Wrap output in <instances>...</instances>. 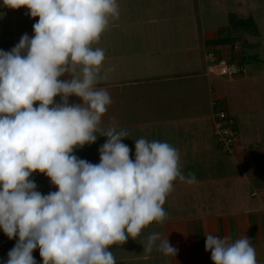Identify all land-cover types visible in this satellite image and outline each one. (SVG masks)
Instances as JSON below:
<instances>
[{"label":"clouds","instance_id":"1","mask_svg":"<svg viewBox=\"0 0 264 264\" xmlns=\"http://www.w3.org/2000/svg\"><path fill=\"white\" fill-rule=\"evenodd\" d=\"M28 9L33 35L0 50V230L15 246L5 264H116L111 250L136 240L167 218L164 204L174 182L198 183L181 170L180 152L166 141L135 140L134 159L123 143L129 132L102 117L110 93L97 87L105 51L98 44L118 0H3ZM79 103H70V97ZM59 97V102L56 98ZM107 137L100 162L74 152ZM46 175L58 190L47 195L30 179ZM213 264H258L246 236L205 235ZM18 238V239H17ZM175 257L177 249L157 232L143 252Z\"/></svg>","mask_w":264,"mask_h":264},{"label":"crops","instance_id":"2","mask_svg":"<svg viewBox=\"0 0 264 264\" xmlns=\"http://www.w3.org/2000/svg\"><path fill=\"white\" fill-rule=\"evenodd\" d=\"M142 2L118 0L119 18L110 21L94 45L105 51L97 87L106 89L112 99L101 126L106 130L115 123L118 130L129 132L122 142L131 149L133 159L139 138L170 143L180 152L182 172L195 173L198 183L188 185L177 179L163 206L166 220L152 223L136 240L114 245L116 264H213L211 253L205 251L209 233L228 237L230 242L246 235L258 264H264V120L257 118L258 109L246 119L241 115L249 111L232 108L228 113L236 118L238 129L240 126V142L233 155L220 148L213 131L221 96L206 61L207 50L223 56L217 48H229L227 58L244 65L246 51H258L263 44L248 38L244 50L239 48L233 33L231 37L220 35V21L212 20L206 26L203 8L194 15L184 10L163 15L158 8L141 9ZM250 15L253 19L252 12ZM37 20L28 15V9H9L0 0V50L10 51L24 34L31 37ZM231 28L230 22L228 31ZM245 72L243 67L242 76L236 79L244 87L237 94L252 103L249 98L256 89L247 92L243 83L259 79ZM235 89L223 92L232 105ZM79 102L70 97V103ZM244 129L252 134L244 136ZM106 140L99 136L74 154L98 164L99 149ZM30 179L44 195L58 190L44 174L35 172ZM153 232L161 239L168 237L178 250L175 257L155 249L150 254L143 252V244Z\"/></svg>","mask_w":264,"mask_h":264},{"label":"rangeland","instance_id":"3","mask_svg":"<svg viewBox=\"0 0 264 264\" xmlns=\"http://www.w3.org/2000/svg\"><path fill=\"white\" fill-rule=\"evenodd\" d=\"M121 1V0H119ZM133 1V0H130ZM143 2L139 5L141 9L148 8H158L157 11L164 13H182L183 10L185 13L190 12L191 15H194L195 10L199 7L203 8V12H205V24L207 27L210 26L211 21L217 19V22L220 24V35L225 37L232 35L233 38L239 40L237 42L239 48L242 43L241 40L243 38L246 39H259L262 42V47L259 48L258 51H246V59L244 60V70H246V75L253 76L254 78L257 76L259 80H247L243 84L247 86V92L252 89H256V94L254 97L249 98L252 100V103L246 101V99L239 96V88L243 90L244 87L237 85V78L241 75L234 77L229 81L223 76H213L212 79L215 82L217 88L216 91H220V107L226 108V110L230 113L233 109H239L244 111H249L248 113L242 114V118H251L252 115L250 112L258 109V116L264 120V0H142ZM239 3V4H238ZM135 6V5H134ZM138 6V5H137ZM166 11V12H165ZM251 12L253 13V21L251 19L244 20L250 18ZM198 14V13H197ZM200 16V15H199ZM203 18V17H202ZM243 21V22H242ZM230 22L232 23V28L228 31V26L230 27ZM257 23V24H256ZM228 25V26H227ZM226 36V37H227ZM236 36V37H235ZM236 47V46H235ZM223 52L224 57H230L229 48H217ZM208 52V50H207ZM222 55V54H221ZM257 74V75H256ZM252 78V77H250ZM234 80V81H233ZM231 87H235L236 93H232L235 97L232 99L233 106L229 99L225 96L223 98V92L227 88V90L231 89ZM226 94V92H225ZM250 97L249 94H247ZM248 102V103H247ZM219 107V106H218ZM232 112V111H231ZM238 126V124H237ZM247 128V125H246ZM240 129V126H239ZM214 132V131H213ZM248 132V133H247ZM215 133V132H214ZM252 134V130L244 129V136ZM241 134V131H240ZM215 137V135H214ZM41 188L38 189V191ZM44 194L43 191H39ZM2 238V239H1ZM18 239V238H17ZM16 239H9L2 230H0V264H5V261L8 258V252L15 246ZM33 256L36 260V264H43L42 259L39 254V249H36L33 252Z\"/></svg>","mask_w":264,"mask_h":264},{"label":"built area","instance_id":"4","mask_svg":"<svg viewBox=\"0 0 264 264\" xmlns=\"http://www.w3.org/2000/svg\"><path fill=\"white\" fill-rule=\"evenodd\" d=\"M206 61L208 62L207 72L211 75L232 79L243 72V67L237 62H230L227 57L213 50H209L206 53ZM214 132L220 148L227 154H235L240 142V132L234 116L222 109L218 110L216 112Z\"/></svg>","mask_w":264,"mask_h":264},{"label":"trees","instance_id":"5","mask_svg":"<svg viewBox=\"0 0 264 264\" xmlns=\"http://www.w3.org/2000/svg\"><path fill=\"white\" fill-rule=\"evenodd\" d=\"M249 19H251L252 21H253V19H252V16H250V18H248V19H246V20H244L245 22L247 21V20H249ZM243 22V21H242ZM217 41V40H216ZM246 42H247V39L246 38H243V43H242V45H241V47H242V49L244 50V48L246 47ZM229 61L230 62H237L241 67L243 66V63H240L239 61H237V60H235V58H230L229 59ZM220 109H222V110H224V111H226V112H228L227 110H226V108H220ZM219 110V109H218ZM235 118V117H234ZM236 119V118H235Z\"/></svg>","mask_w":264,"mask_h":264}]
</instances>
